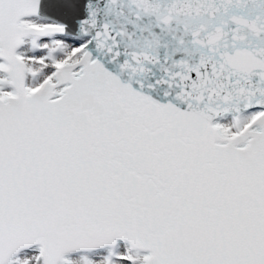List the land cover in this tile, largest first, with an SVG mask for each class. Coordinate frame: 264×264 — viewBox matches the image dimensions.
<instances>
[{
  "label": "snow or ice",
  "instance_id": "1",
  "mask_svg": "<svg viewBox=\"0 0 264 264\" xmlns=\"http://www.w3.org/2000/svg\"><path fill=\"white\" fill-rule=\"evenodd\" d=\"M0 264H264V0H0Z\"/></svg>",
  "mask_w": 264,
  "mask_h": 264
}]
</instances>
